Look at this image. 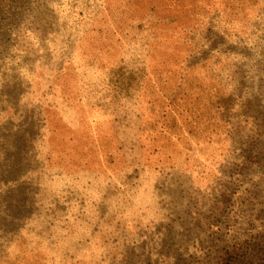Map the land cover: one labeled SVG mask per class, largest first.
Listing matches in <instances>:
<instances>
[{"label": "rangeland", "instance_id": "374dc122", "mask_svg": "<svg viewBox=\"0 0 264 264\" xmlns=\"http://www.w3.org/2000/svg\"><path fill=\"white\" fill-rule=\"evenodd\" d=\"M60 1L78 2L59 18L61 33L49 23L43 46L44 24H35L56 15ZM201 45L208 54L194 56ZM31 53L45 64L20 96L24 106L5 113L25 109L24 123L39 132L29 172L42 191L27 216L39 221L22 231L30 240L18 241L25 258L12 264H217L227 253L230 264H264V127L260 136L230 132L264 121V0H0V79ZM121 60L142 68L146 84L115 111L124 150L108 159L92 131L103 99L79 77L88 64L98 72ZM108 88L102 75L97 89L106 97ZM221 96L227 113L201 114L207 103L219 109ZM139 106L171 120L159 168L140 164L124 138L138 131ZM194 116L198 139L189 142Z\"/></svg>", "mask_w": 264, "mask_h": 264}, {"label": "trees", "instance_id": "16d2710c", "mask_svg": "<svg viewBox=\"0 0 264 264\" xmlns=\"http://www.w3.org/2000/svg\"><path fill=\"white\" fill-rule=\"evenodd\" d=\"M77 2L78 1L67 3L66 1H60L56 3L55 7L53 6L54 14L56 11V15H51L50 19L45 23L35 24H44V38L41 39L43 46L46 41L45 33L50 30L49 23L56 20L55 25L57 29L61 30V33L63 26H60L59 18L65 17L69 12L73 11V5L77 4ZM50 9L51 7L47 8V10ZM83 10H85V8H83ZM16 27L19 28L22 33L27 32L24 23L16 25ZM93 41L94 39L91 40L90 43ZM57 51L58 45L52 49V53L58 54ZM208 51L209 49H207L206 45H201V48L195 51L194 56L202 57L203 53H207ZM128 56L129 58L135 57V55L132 54H128ZM52 57L55 58L53 55ZM201 60L207 62L205 58H201ZM44 61V56L33 55V53H31L28 55V58L21 63L20 68L14 74L11 76L4 75L3 79H0V137L2 139L0 141V264L6 262L12 264L25 258L24 251L21 252V245L18 241L21 240L24 244L29 242L30 237H26L22 231L24 228L32 230L35 226L34 221H39V217L36 216V214L27 217L34 212V209L36 208V199L38 194L42 191L41 185L40 187L38 185V188H34L35 182L32 179H35V175L33 172H29V170L35 165L32 151L33 147H31L32 145L30 142L33 140L34 136L39 134V132H36V128L28 126L30 124L29 122L24 123L25 119L23 118L26 113L25 109L20 117H17L16 113H14V115H9L5 113V110L10 109L13 105L17 108L24 106L23 102L20 106H17V102H19L22 93H28V95L31 94V90L29 89L33 83H36L35 77L37 72L41 71V66L45 64ZM54 62L59 63V59ZM120 62L121 65L118 69L115 67L106 69L105 66L101 65V69L98 67V72L94 70L92 64H88L87 67L89 68V71L82 74V77H79L80 82L84 80L86 83L96 84V91L95 93H92L96 102L99 97L103 99V102L96 105L94 109L91 108L93 110L92 131L97 139V143L101 146L103 153L108 159H112L113 156L116 155V152L124 150V146L122 145L123 138L121 136V134L124 133L118 130L120 123L117 117H113L115 111L120 110L122 106L120 103L125 102V105H127L126 103L130 99V88L136 87V89H139L141 85L146 84L144 83L145 78L143 76L142 68L135 72L132 69H129V62H125L124 60H121ZM231 65V62L224 64V66L228 68H230ZM51 68L53 69L52 65ZM213 72V74L216 73V71ZM102 75L108 77V84L111 85V88L106 89V93L108 94L106 97L104 93H101V91L97 89L98 85L102 82ZM96 78L99 82L96 81ZM150 79L151 78H149L148 81H150ZM30 81H33V83ZM7 85L9 86L4 90ZM78 86L81 87L80 84H78ZM204 91H208L207 87ZM124 93L127 95V99L122 97ZM37 94V96L45 95L43 92ZM188 97L189 96H187V98ZM198 99H201L202 101V97H198ZM220 101L224 104L219 109V106L214 108L212 103H207L202 106L199 105V110H202L201 114L210 117V114H212L213 111L220 115L227 113L231 108V105L227 103V98L221 96ZM192 102L194 101L190 100L188 106H190ZM113 107H116V109ZM195 107L196 104L191 107V111H194L193 109H195ZM141 109L142 107L139 106L136 111L137 119H141L138 123V131H135V133L127 135L124 138L128 137V139H130L129 144H132V146L136 148L138 153L135 154V156H138L137 159L140 164H145L147 166L151 164L154 168H159L160 164L165 162L162 150L165 147V137L162 135L167 124L171 123V120L167 119L168 113L167 115H160L158 119H151V115L145 114V111L149 109H144L142 113L139 112ZM154 109L155 108H152L150 111H153ZM161 110L162 106H160L159 111L161 112ZM162 111L165 112V110ZM1 112L4 115V118L1 116ZM220 115L210 117L209 119L218 120ZM21 118L22 120H20ZM2 119L5 120L2 121ZM196 119L197 117L194 116V119H191L186 123L187 126L194 131L189 137H186L189 142L198 139V137H194L195 124L196 126L199 125V121L197 122ZM200 121L204 122L205 120L201 118ZM249 125L250 123L245 121L240 123L237 128L233 129V127H231L230 132L236 131L237 134H240L247 131H253L255 132V135L260 136L264 127V121L258 120V123L254 127H250ZM41 126H43V124ZM61 129L62 128H59V130ZM153 141L154 143H151ZM203 148L206 149L208 147L203 146ZM37 228L38 227H36V229ZM35 242L37 243L38 240ZM219 258L217 259V264H230L234 259V255L227 253V255H221Z\"/></svg>", "mask_w": 264, "mask_h": 264}]
</instances>
